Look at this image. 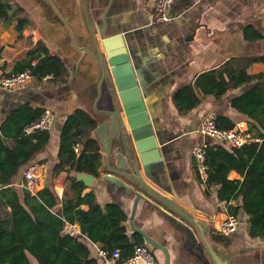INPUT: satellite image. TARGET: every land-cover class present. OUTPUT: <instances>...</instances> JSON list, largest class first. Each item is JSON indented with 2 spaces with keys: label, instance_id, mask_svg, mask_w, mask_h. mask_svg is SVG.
I'll return each instance as SVG.
<instances>
[{
  "label": "crops",
  "instance_id": "crops-1",
  "mask_svg": "<svg viewBox=\"0 0 264 264\" xmlns=\"http://www.w3.org/2000/svg\"><path fill=\"white\" fill-rule=\"evenodd\" d=\"M9 1L23 10L28 25L19 36L15 22L6 24L0 21V78L13 73L15 65L25 58L27 51L35 44L27 37L29 28L35 31L38 41L43 44L40 37L51 40V45L46 48L51 55L59 58L62 54L75 53L73 40L82 45L91 43L82 14L83 0H49L44 17L39 13L41 4L38 0ZM153 2L154 0H86L96 40H99V31L103 30V21L110 33L130 32L124 35V41L140 76L152 122L163 138L161 142H157L163 149L161 170L156 171L157 179L147 178L140 167L141 177L149 187L179 205L186 214L204 224L209 223L207 235L211 242L230 252L248 253L250 248L264 249V240L248 236V218L242 212L239 202H218V186H208L207 181L202 183L198 179L190 156L191 147L195 143L212 142L197 132L200 121L208 114H213L215 118L217 115L227 116L235 122V127L247 129L245 118L230 108L229 101L250 88L264 89V77L228 91L219 99L204 97L195 108L185 114H180L174 101L170 102L169 99L173 100L174 93L181 86L193 84L199 75L218 69L230 59H264V0H174L169 10L172 21L160 25L151 24ZM146 17H149V28H140L139 23H148ZM248 29L258 33L261 38L247 40L245 32ZM84 60L91 62L86 55ZM80 68L71 76L76 81L89 77L98 79L100 75V70L92 62ZM247 72L250 75H264V60L251 64ZM50 78L48 76L39 80L32 75L19 89L0 92V125L22 104L41 108L43 111L48 109L54 113L55 120L52 129L48 131L50 139L46 147L19 170L10 186L26 189L21 187L26 184L25 173H34L37 179L30 191L32 194L49 186L61 199L65 174L53 179L51 173L57 163L61 130L68 116L75 111V101L72 96L73 102L68 97L66 101L60 98L70 89L69 74L63 83H54ZM76 147L81 150L80 146ZM80 150L76 155L77 166H81L86 158V155L81 156ZM96 166L98 176L94 177L89 188L85 187L83 194L92 191L101 207L118 201L128 213L133 204L132 199L114 197L106 186V173L103 171L101 158ZM227 178L238 183L242 181L241 175L233 170L228 173ZM230 206L236 209L240 225L234 234L227 236V243L219 244L211 235L215 234L216 228L229 213ZM82 208L86 209V206ZM165 210L152 202H139L133 221L135 227L165 245L169 252V264H204L199 248L202 240L197 229L187 224L188 231L173 223ZM179 222L185 226V222ZM69 225L74 231L72 236L85 240L90 246L91 256L98 258L99 245L86 240L77 223ZM125 227L128 230L127 220ZM134 235L127 231L130 240ZM204 253L206 255L205 251ZM158 257L162 260L160 254ZM98 261L103 264L101 258Z\"/></svg>",
  "mask_w": 264,
  "mask_h": 264
},
{
  "label": "trees",
  "instance_id": "trees-1",
  "mask_svg": "<svg viewBox=\"0 0 264 264\" xmlns=\"http://www.w3.org/2000/svg\"><path fill=\"white\" fill-rule=\"evenodd\" d=\"M0 21L15 22L19 36L28 25L23 10L9 0H0ZM245 38L258 40L261 36L248 29ZM263 60L233 58L218 69L199 75L193 84L181 86L173 95L178 112H189L204 97L219 99L228 91L262 79L263 74L250 75L247 69ZM26 69L35 78L43 80L49 76L54 83H63L68 76L62 61L51 55L41 41L27 51L11 74ZM229 106L245 118L248 132L258 141L229 148L211 140L207 144V185L218 186V202L238 201L248 218V236L264 240V89L250 88L231 98ZM42 113L41 108L22 104L0 125V264H34V261L37 264H99V257L91 256L85 240L62 233L65 223H77L86 240L98 244L104 252L117 249L121 258L129 257L136 245L143 244L141 237L135 234L130 240L124 226L125 214L115 205L101 207L92 191L83 194L85 186L75 177L78 173L97 177L96 162L101 158L99 146L91 138L96 122L85 112L75 110L61 130L57 163L51 173L53 179L65 174L61 199L49 186L35 194L10 186L19 170L50 139L48 131L25 132ZM215 122L224 130L236 125L223 115H217ZM76 146L81 147V156L86 155L81 166H77ZM231 170L241 175V183L227 178ZM228 212L236 215V209L231 206ZM211 238L219 244L228 242L227 237L214 233Z\"/></svg>",
  "mask_w": 264,
  "mask_h": 264
},
{
  "label": "water",
  "instance_id": "water-1",
  "mask_svg": "<svg viewBox=\"0 0 264 264\" xmlns=\"http://www.w3.org/2000/svg\"><path fill=\"white\" fill-rule=\"evenodd\" d=\"M38 2L41 4L39 13L44 17L49 0ZM82 14L91 43L82 45L72 39L75 53L62 54L60 58L58 57L69 74L70 86L68 93L60 98L66 101V97L72 96L75 101L74 110L85 112L96 122L91 138L99 146L103 171L106 173V186L114 197H126L133 201L128 213L118 201H113L109 205L117 206L125 214L128 230L141 237L143 244L154 256L156 264H169V252L165 245L150 237L144 230L135 227L133 221L139 202H152L155 206L166 209V214L169 213L172 222L188 231L187 224L194 226L202 240V246L199 244V248L204 264H264V249L250 248L248 253L230 252L223 246L211 242L207 235L209 223L204 224L186 214L179 205L160 196L145 183L140 174V167L147 178L157 179L156 171L161 170L163 150L157 142H161L163 138L157 133L152 122L140 76L134 67L130 49L124 41V35L130 32L110 33L106 30V22L103 21V30L99 31V40H96L87 13L86 0H83ZM146 18L148 23H139L140 28H149V17ZM172 19L169 13L167 19H162L156 24L169 23ZM40 39L46 47L52 43L46 37L42 36ZM85 55L100 70V75L98 79L89 77L83 81H76L71 77L72 74L80 70L81 66L91 64L90 61L84 60ZM169 99L170 102L173 101ZM75 177L86 188L94 181L91 174L78 173ZM177 218L185 222V226L180 224ZM125 230L127 235L126 227ZM158 254L162 256V260Z\"/></svg>",
  "mask_w": 264,
  "mask_h": 264
},
{
  "label": "built area",
  "instance_id": "built-area-1",
  "mask_svg": "<svg viewBox=\"0 0 264 264\" xmlns=\"http://www.w3.org/2000/svg\"><path fill=\"white\" fill-rule=\"evenodd\" d=\"M173 2L174 0H154L151 24L155 25L158 21L169 17V10ZM27 37L32 43L38 41L37 34L31 28L27 30ZM31 78L32 74L28 69L16 74L1 77L0 92L15 91L25 85ZM54 120V113L46 109L40 117L25 128V132L50 131L53 127ZM197 132L203 137L221 143L229 148H239L250 142L258 141V139L254 138L247 129L234 127L230 130H224L218 128L213 114H208L200 121ZM79 150L78 147L74 148L76 155H78ZM190 156L196 176L202 183H205L208 178L209 170L207 144L205 142L195 143L191 147ZM36 177L37 176L34 175V173H25L24 178L26 184L21 187H24L27 190L29 189L28 191H32L34 183H36ZM239 225L240 220L238 216L228 213L216 228L215 234L228 236L235 233L238 230ZM62 233L70 236L74 235V231L68 223H65ZM97 256L102 259L103 264H156L154 256L144 244L136 245L133 249V253L127 258H121L119 250L117 249H114L109 253L98 249Z\"/></svg>",
  "mask_w": 264,
  "mask_h": 264
},
{
  "label": "rangeland",
  "instance_id": "rangeland-1",
  "mask_svg": "<svg viewBox=\"0 0 264 264\" xmlns=\"http://www.w3.org/2000/svg\"><path fill=\"white\" fill-rule=\"evenodd\" d=\"M34 264H37V263L34 261Z\"/></svg>",
  "mask_w": 264,
  "mask_h": 264
}]
</instances>
